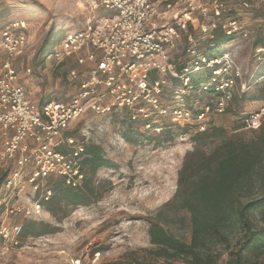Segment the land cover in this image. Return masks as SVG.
Wrapping results in <instances>:
<instances>
[{"label": "built area", "instance_id": "1", "mask_svg": "<svg viewBox=\"0 0 264 264\" xmlns=\"http://www.w3.org/2000/svg\"><path fill=\"white\" fill-rule=\"evenodd\" d=\"M91 4L108 15L91 18L81 30L68 33L48 57L55 65L75 64L67 76L76 89L69 100L35 105L15 65L27 48L25 21L15 20L0 31V167L9 171L0 187V255L22 247V223L17 219L38 222L47 215L50 177L62 178L73 189L81 187L89 156L86 132L80 138L68 134L74 121L86 114L110 121L118 113L127 119L118 125L119 133L136 123L139 132L170 124L198 133L227 112L236 89L241 94L249 89L250 80L231 56L212 57L195 43L196 31L207 30L209 39L218 26L227 37L246 36L236 19L221 22L227 13L222 1ZM200 16L218 24L212 21L204 27ZM182 41V51L172 55ZM253 57L262 61L264 49L255 48ZM242 124L245 129L264 128V103L244 115Z\"/></svg>", "mask_w": 264, "mask_h": 264}, {"label": "rangeland", "instance_id": "2", "mask_svg": "<svg viewBox=\"0 0 264 264\" xmlns=\"http://www.w3.org/2000/svg\"><path fill=\"white\" fill-rule=\"evenodd\" d=\"M220 1L227 7L221 22L236 19L246 33V36L234 35L225 44L224 54L231 56L244 78L250 80L249 90L254 99L241 98L236 89L230 110L213 117L212 124L224 129L227 137L238 135L247 141L257 133L243 128L242 117L264 103L262 80L254 87L259 69L253 57L255 43H264V0ZM103 15L108 13L95 10L91 0H0V31L15 20L25 21L27 48L15 65L20 82L30 92L35 105L69 100L76 90L70 81H61L53 75L52 58H46L42 64L33 60L39 47L46 43V53L52 54L59 50L68 33L81 30L89 19ZM199 21L206 27L213 19L200 16ZM207 35V30L196 31L195 43L199 48L208 47ZM183 46L182 41L172 55L177 56ZM74 65L69 64L72 68ZM124 122L126 117L118 113L110 121L86 114L71 124L68 134L80 138L85 131L86 143L100 147L103 157L112 165L100 168L95 176L98 200L67 209L64 218L63 212L56 217L47 212L38 223L47 224L54 232L25 239L21 248L0 255V264H118L132 260L142 264H186L182 258L157 259L148 229L161 206L174 196L185 158L196 148L209 152L217 140L198 143L193 141L194 133H182L180 128L164 124L159 132L169 133L172 138L157 143L152 132L137 131L140 126L137 123L128 124V130L119 133L117 127ZM116 140L119 144L113 145ZM3 169L1 166L0 171ZM177 217H183V221ZM170 218L165 229L177 240L188 242V217L182 213ZM239 243V232L232 231L227 241L210 239L202 250L203 255L215 264H226L230 254L240 248ZM248 264H264V251L249 255Z\"/></svg>", "mask_w": 264, "mask_h": 264}, {"label": "trees", "instance_id": "3", "mask_svg": "<svg viewBox=\"0 0 264 264\" xmlns=\"http://www.w3.org/2000/svg\"><path fill=\"white\" fill-rule=\"evenodd\" d=\"M210 36L207 40V50L212 57L223 55L225 44L233 39L227 37L219 26L212 30ZM209 45L213 46L209 48ZM255 47L264 49V43L257 41ZM46 48V43L39 47L33 60L44 63L51 55L46 53ZM256 63L259 77L254 87L260 85L259 81L262 80L261 94L264 99V57ZM177 66L180 68L179 63ZM69 69L66 62L59 63L54 66L53 75L61 81H66ZM241 98L253 100L254 95L248 89L241 94ZM229 110L230 108L227 112ZM236 130L239 129L234 131ZM251 130L257 135L247 141L238 135L227 137L224 129L213 124L203 132L194 133L195 142L217 140V144L209 152L196 148L185 158L178 173L174 196L161 206L156 219L150 222L148 235L150 244L155 247L153 253L157 259L182 258L186 264H215L203 255V248L210 239L227 241L232 231L240 234V248L230 254L226 264H248L249 255L264 251V128ZM181 131L188 133L185 128ZM151 134L157 143L172 138L169 133L162 135L159 131ZM86 154L89 158L83 163L85 176L81 187L70 188L62 178L48 179L52 194L48 201L44 202V208L53 217L63 212L64 218L67 216V209L87 206L98 200L94 185L95 176L100 168L112 165L103 157L98 146L86 144ZM8 172L7 169L0 171V187ZM182 213L188 217V242L177 240L165 229L167 222L172 220V215ZM177 218L180 222L183 221V217ZM53 232L47 224L24 221L21 240L23 242L29 237ZM118 264L142 263L132 260Z\"/></svg>", "mask_w": 264, "mask_h": 264}]
</instances>
